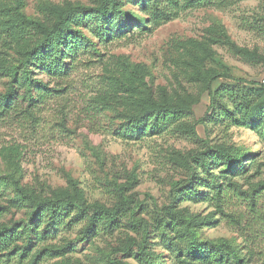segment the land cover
Masks as SVG:
<instances>
[{"label":"rangeland","instance_id":"rangeland-1","mask_svg":"<svg viewBox=\"0 0 264 264\" xmlns=\"http://www.w3.org/2000/svg\"><path fill=\"white\" fill-rule=\"evenodd\" d=\"M20 1L29 16L42 15L40 7L51 4L79 7L73 33L67 37V30L62 37L70 41L79 35L82 40L73 50H66L63 41L53 44L63 58L49 68V60L26 62L32 39H21L16 29L0 32V98L11 79L8 67H16L19 78L29 69L33 91L44 95L40 102H27L29 85L23 76L16 105L0 103V206L6 209L0 226L29 220V201L16 191L11 176L33 187L41 199L71 201L78 223L66 228L51 221L47 227L49 213L34 217L30 246L23 243L18 248L23 254L2 256L0 264H108L113 259L202 264L193 259L192 235L185 226L154 227L169 207L195 223L204 243L196 253L223 239L237 248L241 264H264V105L255 111L260 118L246 124L231 95L236 87L234 96L243 103L238 86L264 89V0H193L160 23L151 18L146 0L111 2L105 16L91 11L101 0H0V7L14 8ZM149 3L153 9L154 0ZM8 20L0 17V29L10 27ZM127 62L141 65L143 83ZM213 67L232 78L210 82L204 76ZM129 84L135 91L127 90ZM221 88L231 115L221 116V109L214 113L210 107L209 91ZM153 100L183 108L182 116L159 130L148 127L125 136L121 128L128 115L143 113ZM215 149L236 152L235 169L222 158L194 166ZM131 174L137 185L125 197L132 201L134 221L142 228L148 224L149 232L137 233L128 219L113 231L86 232L90 216L121 201L114 181L127 184ZM80 209L87 216H79ZM119 238L145 246L151 260L116 254ZM56 248L61 255L54 256Z\"/></svg>","mask_w":264,"mask_h":264},{"label":"trees","instance_id":"trees-1","mask_svg":"<svg viewBox=\"0 0 264 264\" xmlns=\"http://www.w3.org/2000/svg\"><path fill=\"white\" fill-rule=\"evenodd\" d=\"M117 1L118 0H101V4L98 7L93 8L91 11H96L97 14L105 16L109 11V4L114 2L116 6ZM162 1H168L167 6L162 7ZM162 1L154 0L155 7L153 9H151L149 0L144 1V5L150 12L151 18L157 23L171 19L172 16H175L177 12L175 10L178 6H180L181 3V6H187L186 4H188V2H192L193 0ZM77 8L79 7L71 4L70 2L66 4H51L49 6L40 7V12L42 15L29 16L25 13V11H23L21 1L18 2L17 6L14 8L0 7V17H8V22L10 25V27L1 26L0 32L9 31V29H16V35L21 37V39H32L31 47H29L25 52L27 57L26 62H45L49 60L48 67L52 68L56 66L55 63L60 62L59 60L63 58L61 56L62 53H59V49L54 48L53 44L63 41V43H65L67 46L66 50H73L81 43L82 38L79 35L74 36V38H72L70 41L65 39V37L63 39L62 37V34H64V32L67 30L69 31L67 37H70V35L73 33V30L71 29V22L74 20L73 17L77 13ZM1 37L3 36L0 33V38ZM207 50L209 59H213L214 53L210 48H207ZM252 55L256 56L255 53ZM50 57H52L51 61ZM73 62L74 57L70 62L66 63V65L70 66ZM127 64L133 75L136 77H141L140 80H142L141 82L143 83L144 77L141 72V65L128 62ZM6 71L8 72L11 79L8 83V86L5 87L4 92L1 94L0 103L4 102L7 105H16L17 101H15V98L17 96L20 97V94H18L20 88L19 81L23 76H25V78L27 77V82L29 85L28 90L25 92V94H28L27 102L31 104L33 102L42 101L44 98L43 93L38 89H35V91L32 89V85L30 84L32 78L29 76V69L24 71L20 78L16 67H8ZM204 78H207L210 82H212L218 78L232 77L227 71L221 68L213 67L212 69H208V72L205 74ZM134 87L135 86L133 84L126 85L128 91H135ZM238 87V90L243 92V103L240 102V97L234 96V88L236 87L232 88L231 95L235 99L236 105L239 106L242 111L243 119L241 120H244L246 124H254V120H258L260 118L257 117L255 111L259 107L262 108L264 105V98L262 101H260L262 96L261 93H264V89H251L248 87L246 89H242L240 86ZM209 93L211 95L210 107L215 109L214 113H216L218 109H221V116L233 114V112L226 106L222 88L213 92L210 90ZM182 110L183 108L171 107L169 103H164V101L153 100L147 105H144L143 113L129 114L127 124L121 128V131L123 134H125V136L131 137L132 135L140 133L142 134L148 131V127L159 130L161 126L169 125L177 121L180 116H182ZM221 158L228 163L232 170L235 169L237 166V161H239L236 152L231 153L227 149H215L210 150L204 154V156L197 158L196 163L194 162V166H204L208 164L209 160L215 161ZM13 177L11 176V184L21 197H24L29 201L28 205L26 206L27 212L29 213V220H27L25 224H19V222L16 221L11 225L3 223L0 226V260L2 259V256L10 259L19 252L23 254V250H18L19 246H21L23 243H26L30 246L32 240L31 235L34 232L32 222L36 217H41L43 215L47 216L49 213L47 227L51 225V221L52 226L56 223L59 226L63 225L66 228L74 227L75 224L78 223V219H75V217H72L71 215L74 211V209H72L73 203L71 201L41 199L39 196H37L35 192L36 190L33 187L29 185H22L18 179ZM130 179V182L123 185H119L116 183V181H114L116 185V192H119L121 201H119L118 204L116 203L112 210L101 209L100 211H96L94 215L90 216L85 223L86 232H91L92 230L105 232L113 231L120 226L122 219H128L130 226H132V228L137 233H143L146 235L149 232L147 227L148 224L145 225V228H142V226L138 222L134 221V218L132 217L135 213V210L130 205H128L132 204V201L127 200L125 197V191L132 189L137 185V177L131 174ZM42 191L44 190L42 189ZM192 192H196V190L192 189ZM79 212L81 213L79 216H83L82 214L87 216L85 209H80ZM5 213L6 209L0 206V217H2ZM158 216L159 217L155 220V222H153V225L156 228L158 227L161 229L163 226H166V228L169 226L174 230L175 228L185 226L183 230L189 231L192 235L190 252L193 256V259L196 258L197 261L203 262L202 264H224L225 262L241 264L243 262V259L240 253L237 251V248L233 247L228 241L223 239L221 240V243L212 241L214 244L213 249L196 253L195 251L204 249V243L199 241L197 232L193 228L196 226L195 223L188 217H185L181 211L169 207L166 212H163L162 215ZM36 226L37 229H39L37 224ZM46 233L47 231L43 232L42 237L45 236ZM27 245L25 247H27ZM136 247L137 249L135 251ZM144 247L145 246H140L137 243H133L132 241H130L129 244H125V241H122L121 238H119V245L114 250H116V254H135L142 260L150 261L151 257L147 251L143 250ZM57 250H61V248L52 250L54 256L61 255L57 252ZM140 255L142 257H140ZM108 264L127 263L118 259H113L110 260Z\"/></svg>","mask_w":264,"mask_h":264}]
</instances>
